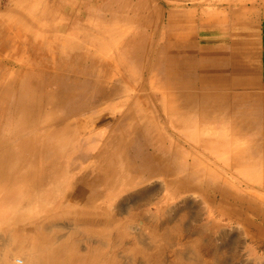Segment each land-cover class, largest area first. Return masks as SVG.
I'll return each instance as SVG.
<instances>
[{"label": "bare ground", "instance_id": "bare-ground-1", "mask_svg": "<svg viewBox=\"0 0 264 264\" xmlns=\"http://www.w3.org/2000/svg\"><path fill=\"white\" fill-rule=\"evenodd\" d=\"M132 1L0 0V264H136L154 223L196 193L216 229L227 218L263 233L264 201L237 178L249 165L261 177L246 184L264 192V64L239 58L248 28L225 52L207 20L172 13L159 29L160 9ZM218 120L228 155L249 139L224 164L198 138ZM188 137L191 158L176 144Z\"/></svg>", "mask_w": 264, "mask_h": 264}, {"label": "rangeland", "instance_id": "rangeland-1", "mask_svg": "<svg viewBox=\"0 0 264 264\" xmlns=\"http://www.w3.org/2000/svg\"><path fill=\"white\" fill-rule=\"evenodd\" d=\"M116 0V8H119ZM155 4L161 11V23L157 25V28L162 29L167 26V17L169 14L176 13L182 15L183 18L190 20H200L204 19L207 22H212L214 30L217 32V36L220 38V43L223 44V51L231 52L230 38L228 40L225 38L223 26L218 27L224 24L225 13L229 12V9L235 8H245L248 9H259L264 7V0H150ZM135 2L132 1L131 5ZM128 7H122L119 10H126ZM118 10V11H119ZM263 10V8H262ZM91 18H93L91 16ZM251 20V19H250ZM255 29L250 30L251 34L246 40V52H239L238 55L241 56L242 60L247 63H255V65L264 63V27L261 22H259L258 17H255ZM222 23V24H221ZM152 25V27H156ZM159 26V27H158ZM156 30V29H155ZM254 33H253V32ZM227 34V33H226ZM253 34V38H251ZM227 36H230L228 34ZM226 41V42H225ZM229 43H228V42ZM255 51H252V55L255 54V59L250 58L248 53L249 50L254 47ZM233 102L228 100L227 102L221 101L217 104V111L219 115L226 114L228 110L233 108ZM257 116V115H255ZM232 116L230 118L229 124L233 128L235 123ZM224 120H218L217 124L212 125V130L215 132L211 133L210 131L205 133V136L200 135L198 138L201 140L203 137H206L208 140L209 146L213 149L212 154L209 156L213 162L219 164H224L229 160V156L240 155L243 150H245V145L248 140L238 139L235 142L227 145L229 146L231 154L228 155V152L225 150L221 142V137H223V132L226 131ZM261 125H254V127H261ZM201 126L204 127L205 123L201 122ZM180 132V131H178ZM178 139V138H177ZM252 139V138H250ZM218 141V142H217ZM197 141H194L190 137L186 139V142H178V147L183 150L187 155V158L190 157V147H193ZM232 142V141H231ZM257 161L260 159L256 156ZM208 162V161H207ZM190 165L191 161L186 162ZM201 164V163H200ZM214 168H211L213 170ZM260 173L252 170L249 165H244L237 170V178L240 181V184H245L242 187V195L246 197H252L254 199H259L264 201V192L260 188H256L253 184L247 185L248 181H258L260 179ZM245 183H244V182ZM254 182V183H255ZM247 185V186H246ZM231 191L232 189L229 188ZM166 190L163 189V186H159V190L153 192L152 199L153 202L158 203L162 199ZM186 205L176 206L178 201L176 200L174 205L178 207L172 213V216L166 221L161 222V219L154 223V227L157 226L156 231L157 235L153 237V242L151 243L150 250L152 252L144 254L142 257L137 258L136 264H147V255L149 259H153L156 256L159 259L157 264H192L194 259H187V253L197 252L201 257L203 264H264V231L259 233L255 228L251 229L249 226H245L242 221L236 219H227L225 221H219V228H215V217L211 213L212 206L207 202L204 197H200L199 194L189 195L186 198ZM264 204V202H260ZM153 205H147L139 209L138 211H132L134 213H139L142 210L152 211ZM249 223H252L253 217L249 214H246ZM132 223H137L136 219ZM147 222L139 224L142 230H145ZM254 224V223H252ZM256 225V224H254ZM259 227V226H258ZM250 228V229H249ZM264 228V227H263ZM264 230V229H263ZM143 234V231H141ZM130 237L129 240L134 236ZM148 238V237H147ZM128 248V247H126ZM20 256V254L14 255L11 263L15 257ZM151 257V258H150ZM187 257V258H186ZM178 258V259H177ZM186 258V259H185ZM201 264V263H195Z\"/></svg>", "mask_w": 264, "mask_h": 264}, {"label": "crops", "instance_id": "crops-1", "mask_svg": "<svg viewBox=\"0 0 264 264\" xmlns=\"http://www.w3.org/2000/svg\"><path fill=\"white\" fill-rule=\"evenodd\" d=\"M262 8H263V10H262ZM224 15H225V19L227 18V20L224 21V24L221 23L222 25H220L218 27L223 26L222 29H225L224 30L225 38H226V40H228V37L230 38V44H232L233 33L235 32V34L236 33L240 34L241 30L244 31L245 27L248 28L247 35L250 36V34H251L250 30L255 29V26H256V25H254L255 24V20H254L255 17H258L259 22H261V24H263V27H264V7H261L259 9H253V10L252 9L246 10L245 8H241V7L231 9V10L229 9V12L225 13ZM244 23H247L248 26H245ZM210 24L212 25V27H214L212 22ZM228 34H230V36H227ZM251 38H253V34H252ZM248 48H249V50H251L248 53L249 60H251L250 58L255 59V54L252 55V51L253 50L255 51V45H254V47L252 46L251 49H250V47H248ZM238 56H240V55H238ZM239 58H241V57H239ZM260 65H262V64H260Z\"/></svg>", "mask_w": 264, "mask_h": 264}, {"label": "clouds", "instance_id": "clouds-1", "mask_svg": "<svg viewBox=\"0 0 264 264\" xmlns=\"http://www.w3.org/2000/svg\"><path fill=\"white\" fill-rule=\"evenodd\" d=\"M13 264H26V259L23 256H17L14 258Z\"/></svg>", "mask_w": 264, "mask_h": 264}]
</instances>
